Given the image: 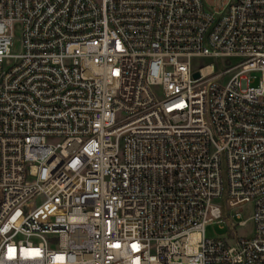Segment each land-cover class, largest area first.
<instances>
[{"label": "built area", "instance_id": "built-area-1", "mask_svg": "<svg viewBox=\"0 0 264 264\" xmlns=\"http://www.w3.org/2000/svg\"><path fill=\"white\" fill-rule=\"evenodd\" d=\"M223 2L0 0V264H264V0Z\"/></svg>", "mask_w": 264, "mask_h": 264}, {"label": "rangeland", "instance_id": "rangeland-1", "mask_svg": "<svg viewBox=\"0 0 264 264\" xmlns=\"http://www.w3.org/2000/svg\"><path fill=\"white\" fill-rule=\"evenodd\" d=\"M205 2L207 6L212 9H217L225 4L223 0H205ZM226 60H227L226 58L217 59L215 57H210V56H205V57L199 56V57H193L191 61H192V67L194 69H198L199 67L207 65L209 63H214L218 67L220 65V61L225 63ZM231 60L233 63H235L238 61V58L234 57ZM154 92L157 93L159 97H162V93L160 89H154ZM239 210L242 212L245 219L249 218L252 215L251 204H247L242 208H240ZM252 228H253V223L249 221L245 226L235 227V232L239 237L250 236L252 232ZM206 234L208 238H217V237L228 238V236L231 235L230 236L231 239H234L233 233L229 232L227 228L220 227L218 224L208 225L206 228ZM230 242L232 241L230 240Z\"/></svg>", "mask_w": 264, "mask_h": 264}, {"label": "water", "instance_id": "water-1", "mask_svg": "<svg viewBox=\"0 0 264 264\" xmlns=\"http://www.w3.org/2000/svg\"><path fill=\"white\" fill-rule=\"evenodd\" d=\"M194 76L197 78V77H199V74L198 73H195Z\"/></svg>", "mask_w": 264, "mask_h": 264}]
</instances>
